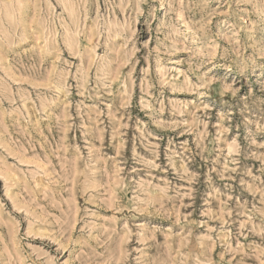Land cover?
<instances>
[{
	"label": "rangeland",
	"instance_id": "rangeland-1",
	"mask_svg": "<svg viewBox=\"0 0 264 264\" xmlns=\"http://www.w3.org/2000/svg\"><path fill=\"white\" fill-rule=\"evenodd\" d=\"M0 264H264V0H0Z\"/></svg>",
	"mask_w": 264,
	"mask_h": 264
}]
</instances>
